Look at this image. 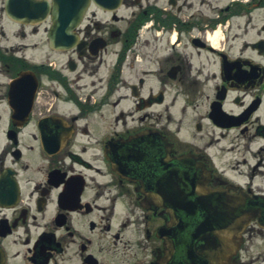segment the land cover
<instances>
[{
  "label": "flooded vegetation",
  "instance_id": "flooded-vegetation-1",
  "mask_svg": "<svg viewBox=\"0 0 264 264\" xmlns=\"http://www.w3.org/2000/svg\"><path fill=\"white\" fill-rule=\"evenodd\" d=\"M183 157L264 203V0H0V264H164Z\"/></svg>",
  "mask_w": 264,
  "mask_h": 264
},
{
  "label": "water",
  "instance_id": "water-1",
  "mask_svg": "<svg viewBox=\"0 0 264 264\" xmlns=\"http://www.w3.org/2000/svg\"><path fill=\"white\" fill-rule=\"evenodd\" d=\"M178 161L161 182L167 223L164 264H227L249 222L258 218L264 226V203L216 190L208 185L204 167L187 157Z\"/></svg>",
  "mask_w": 264,
  "mask_h": 264
}]
</instances>
